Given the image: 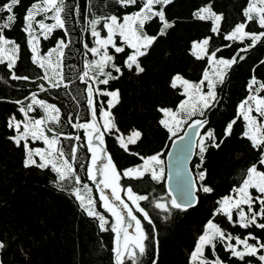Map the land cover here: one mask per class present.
<instances>
[{"label": "trees", "instance_id": "trees-1", "mask_svg": "<svg viewBox=\"0 0 264 264\" xmlns=\"http://www.w3.org/2000/svg\"><path fill=\"white\" fill-rule=\"evenodd\" d=\"M32 2L33 0H22L21 6L15 9L19 18L17 24L5 31L6 37L14 39L21 46L20 59L14 71L19 76L27 75L29 80L12 79L6 63L0 64V239L7 244L4 250H0V260L3 264H116L115 233L111 230V223L108 222L105 230H101L98 218L89 217L80 207L75 197L70 195L71 188L79 185L66 184L65 190H60L53 183L55 174L50 169L25 168L24 150L9 139L14 132L7 128L6 122L13 114L17 119L23 118L19 111L21 104L17 101L27 105L31 103V94L35 92L38 99L60 108V121L48 125L53 130L47 131L48 134L62 133L60 139L66 150L73 143H85L83 130L73 129L68 124L67 117L71 114L75 118L79 114L80 122L91 119L86 103L85 85L76 79L83 68L84 60L92 59L91 55H83V43L88 42L90 46L94 43L87 19L93 14H116L122 17L134 11L135 6L123 9L116 4V0H87V6L86 0H66L68 5L79 3L81 6L78 15L74 14L68 18L66 27L70 35L66 39H70L72 43L65 49L61 66L67 78L66 82L72 83H69L67 88L51 89L47 81L38 79L44 75V70L33 64L30 45L27 43L26 34L21 31L25 9ZM208 2L209 0H173L165 8L167 19L174 22L173 27L168 30L166 36L158 39L147 56L141 58L145 72L137 75L125 71L119 80L112 81L109 86H100L120 90V102L111 110L114 123L120 131L106 134L105 151L112 156L121 173L126 168L142 164L139 157L131 153L146 157L162 152L161 158H165L172 140L169 139L167 129L159 123L164 117L158 109L167 107L175 111L180 101L185 99L181 95L182 89H173L170 86V78L180 73L189 81L199 82L205 70L210 73L212 71L206 59L200 60L192 55L193 41L211 37L208 51L211 53L221 49L217 58H231L237 49L250 43L249 40L226 41L223 35L227 34L235 23L241 21V9L245 0H211L214 10L223 13L225 17L221 23V35L211 32V21H201L193 16L197 9ZM159 26L158 21H153L147 31L155 35ZM261 30L256 24H251L246 29L256 32ZM62 36L63 30H55L53 36L47 40L41 37V54H46ZM227 44L232 47H225ZM241 55L245 56V59L240 61L237 58L238 62L228 70L224 83L217 86L216 106L206 113L208 124L203 132L212 128L217 136L221 137L226 123L236 118L238 105L248 97L251 77L255 76L259 82H264V65L260 63L264 60V42ZM41 83L48 89L47 92L40 91ZM258 95H264V92ZM106 99L104 96L98 97L100 102ZM30 114L38 117L42 114V109L36 108V111ZM197 118L199 117H193ZM97 119L100 120L99 104ZM245 123L242 117L238 119L231 136L225 139L223 145L219 149L209 148L205 154V183L213 187L214 192H199V202L195 207L186 212L173 210L171 216L166 218L167 214L155 209L149 201L140 202L149 212L153 223L149 224L143 220L141 214L136 213L148 237L145 241V253L138 257V264H191L190 253L194 250L198 237L203 234L209 219H213L234 236L243 238L247 234L248 230L238 225L233 227L222 215H213L218 206L217 201L229 195L232 187L239 186L246 167L256 158L257 153L251 147L250 141L242 136L246 130ZM186 126L184 125L183 130ZM133 129L141 132V138L136 144L129 146V151H125L116 137L120 133L129 135ZM183 130L179 131L178 135ZM76 134L81 136V141L65 138ZM196 153L191 163L194 172V165L200 163ZM77 155L78 163L75 167L78 174L84 182L93 185L96 205L102 208L99 191L95 183L86 176L90 153L86 147H81ZM81 163L85 166L84 170H80ZM121 184L125 188L131 186L138 194H148L150 200L152 197L167 196L165 179L157 183L152 181L150 176L143 179L123 178ZM123 196L126 198L125 192ZM252 231L264 239V232L260 229ZM205 254L211 256L207 249ZM216 254L222 259L229 256L220 243L217 244ZM252 259L253 264H259L255 258ZM125 264L132 262L126 260ZM227 264L243 262L232 258L227 260Z\"/></svg>", "mask_w": 264, "mask_h": 264}, {"label": "snow or ice", "instance_id": "snow-or-ice-1", "mask_svg": "<svg viewBox=\"0 0 264 264\" xmlns=\"http://www.w3.org/2000/svg\"><path fill=\"white\" fill-rule=\"evenodd\" d=\"M172 2L173 0H116L119 7L128 9L130 6H135V10L122 17L116 14L100 16L93 14L87 19V26L90 27V35L94 43L92 46L88 42L83 43V55L85 57L91 55L92 59L84 60L83 68L76 79L85 85L86 103L91 119L80 122L79 114L75 118L71 114L67 117V122L73 129L83 130L85 143H73L66 150L60 139L62 133L51 137L46 134L45 129L48 132L53 131L48 127L50 123L56 124L60 121V108L38 99L35 92L31 94V103L24 105L21 101H17L21 104L19 111L24 119H17L15 114L7 119V128L14 132L9 139L17 147L23 148L25 168L50 169L55 174L53 183L60 190H65L66 184L79 185L71 188L70 195L75 197L89 217L98 218L99 227L105 230L108 220L104 214L96 210V201L91 195H85V193L90 194L92 188L83 181L75 167L80 148L86 147L87 152L90 153V161L86 168L87 179L95 183L101 206L114 218L111 230L116 234L114 249L116 264H125L126 260L138 264V257L145 253L147 247L145 241L148 237L142 227L141 219L135 213L141 214L143 220L148 221L149 224L153 223L149 212L140 202L149 201L155 209L167 214V218L171 216L173 210L186 212L190 207H194L199 202V192L213 193V187L205 183L207 176V170L203 169L205 154L209 148L219 149L225 139L231 136L234 124L242 117L246 122V130L243 131L242 136L250 141L257 155L246 167L239 186L232 187L229 195L217 201L218 206L213 215H222L233 227L238 225L248 230L247 234L243 238L239 235L234 236L213 219H209L203 234L198 237L195 248L190 253V260L191 264H227V260L235 258L243 264H253L252 258H255L259 264H264V239L252 231V229H260L264 232V96L258 95L264 92V82H259L255 76L251 77L248 85L249 95L238 105L239 112L236 118L226 123L221 137H218L212 128H207L203 134L200 132V129H205L208 124L206 113L216 106V89L218 85L224 83L228 70L238 62L237 58L240 61L245 59L241 53L264 42V0H245L241 9V21L235 23L227 34H223L221 29L225 17L223 13L214 10L211 0L193 13L198 20L211 21V32L217 35L223 34L226 41L249 40L250 43L237 49L231 58H217V53L221 49L218 48L210 54L208 51L207 46L211 37L193 41L192 55L200 60L206 59L212 69L211 73L205 70L199 82L189 81L180 73L170 78V86L173 89H182L181 95L185 99L180 101L175 111L167 107L158 109L164 117L159 123L167 129L169 139L177 149L173 166L175 188L168 187L166 197H152L150 200L148 194H138L131 186L125 188L121 184L123 178L143 179L145 176H150L151 180L157 183L164 180L165 160L161 158L162 152L146 157L139 153H131L138 156L142 164L126 168L121 173L112 156L105 151L106 134L120 131L114 123L111 111L120 102V90L100 86H109L112 81L123 77L125 71L137 75L145 72L141 58L147 56L158 39L166 36L168 30L173 27L174 22H169L165 12L166 6ZM21 4L22 0L0 2V64L6 63L12 79L29 80L27 75L19 76L14 71L20 59L21 46L5 35L6 30L17 24L19 18L15 9ZM80 10L79 3L68 5L66 0H33L26 7L22 17L21 31L26 34L27 43L30 45L32 62L44 70V75L38 79L47 81L51 89L67 88L69 83H72V81L66 82L67 78L61 66L65 58V49L72 43L70 39H66L70 35L66 27L68 18L74 14L78 15ZM38 16L42 18L37 19ZM46 20L54 22L46 23ZM153 21H158L160 25L155 35L147 31ZM251 24H256L262 30L246 31ZM55 30H63V36L57 39L53 48L42 55L39 50L41 37L47 40L53 36ZM225 47L230 48L232 45L227 44ZM53 56L56 57L55 61L52 59ZM260 63L264 65V60ZM39 89L41 92L48 91L42 83ZM99 96L106 97V101H98ZM98 104L102 123L97 119ZM36 108L43 110L44 115L40 118L30 116ZM197 116L199 118L193 119ZM184 125L192 131H184L183 135H178ZM141 135L140 131L133 129L126 139L123 133H120L116 139L125 151H129V146L136 144ZM192 137H199L195 143L198 148L196 155L200 163L194 165L195 172L188 168ZM65 138L81 141L79 134ZM186 138H189L188 143L185 142ZM30 141H43L45 147H32ZM177 141L179 144L176 143ZM172 155V152L168 153V156ZM84 168V164L81 163L80 170ZM172 179L173 173L170 172L168 180ZM106 189L110 190V194L105 191ZM121 191L125 192L127 201L121 196ZM133 227L135 231L130 233L128 229ZM218 243L223 246L225 252L229 253L226 259L216 254ZM6 247L5 241L0 239V250ZM206 249L211 252V256L205 254ZM0 264H3L2 260Z\"/></svg>", "mask_w": 264, "mask_h": 264}, {"label": "water", "instance_id": "water-1", "mask_svg": "<svg viewBox=\"0 0 264 264\" xmlns=\"http://www.w3.org/2000/svg\"><path fill=\"white\" fill-rule=\"evenodd\" d=\"M184 131H189V132H191L192 131V129H189V128H187V126L185 127V129L183 130V132L180 134V135H183L184 134ZM200 132H201V134H202V132H203V129H200ZM199 139V137H192L191 138V155H190V157H189V159H188V168L189 169H191L192 171H193V169H192V167H191V163H192V161H193V159H194V156H195V153H196V150H197V147H196V141ZM186 143H188L189 142V138H186V141H185ZM177 144H179V141H177L176 142ZM176 151H177V149L173 146V141H171V144H170V146H169V149H168V151H167V153H166V155H165V158H164V160H165V184H166V188L168 189V187H172V188H175V175H174V164H175V161H176V156H175V153H176ZM169 152H172L173 153V155L172 156H168V153ZM170 172H172L173 173V179L171 180V181H169L168 180V174L170 173ZM194 172V171H193ZM197 205V204H196ZM195 205V206H196ZM194 206V207H195ZM190 208H192V207H190Z\"/></svg>", "mask_w": 264, "mask_h": 264}, {"label": "rangeland", "instance_id": "rangeland-1", "mask_svg": "<svg viewBox=\"0 0 264 264\" xmlns=\"http://www.w3.org/2000/svg\"><path fill=\"white\" fill-rule=\"evenodd\" d=\"M49 15H51V13H49ZM42 17H40V16H38L37 17V19H41ZM46 23H53L54 21H52V20H46L45 21ZM201 41V40H200ZM208 47V46H207ZM39 50H40V44H39ZM210 54V53H209ZM53 61H55V59H56V57L55 56H53ZM210 70H212V69H210ZM207 89H206V87H205V91H206ZM261 96H264V95H261ZM47 102V101H46ZM47 103H49V102H47ZM51 104V103H50ZM44 115V113H43V110H42V114L41 115H39L38 117H36V116H34V115H32V114H30V116H33V117H36V118H40L41 116H43ZM253 115H255V112H253ZM22 119H24V117L22 118ZM101 122H103L102 120H101ZM45 131H46V134L47 135H49L48 134V132H47V129H45ZM120 135V134H119ZM50 137L52 136V135H49ZM124 137H125V139H126V137H127V135L125 136L124 135ZM30 145L32 146V147H39V148H44L45 147V145L43 144V141H30ZM86 183H88L89 184V186L92 188V192L89 194V193H85V195H91V197L96 201V196H95V193H94V190H93V185L92 184H90L89 182H87L86 181ZM106 192H108L109 194H110V190H105ZM121 196L127 201V197L125 198L124 196H123V191H121ZM125 196H126V194H125ZM129 204H130V202H129ZM131 206V205H130ZM96 210H98L99 212H101L102 214H104L105 215V217H106V219L108 220V222H110L111 223V226H112V224L114 223V218L111 216V213H108L103 207L102 208H100L99 206H97L96 205ZM136 214V213H135ZM137 215V214H136ZM138 216V215H137ZM133 225H134V221H132L131 222ZM107 225L108 224H106V226L105 227H107ZM128 231L130 232V233H132V232H134L135 231V229H134V227L133 228H129L128 229ZM115 247H116V234H115Z\"/></svg>", "mask_w": 264, "mask_h": 264}]
</instances>
